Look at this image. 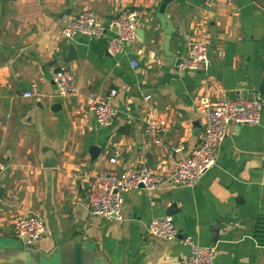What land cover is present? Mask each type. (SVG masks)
Wrapping results in <instances>:
<instances>
[{"label": "crops", "instance_id": "crops-1", "mask_svg": "<svg viewBox=\"0 0 264 264\" xmlns=\"http://www.w3.org/2000/svg\"><path fill=\"white\" fill-rule=\"evenodd\" d=\"M161 1L0 0V264H75L77 249L81 264H178L190 253L185 237L214 246V264H264V105L259 124L228 127L216 163L194 187L129 190L121 220L90 213L89 182L97 172L143 164L166 171L186 157L199 139L204 99L264 102V0H171L164 19ZM124 9L139 13L136 39L116 56L106 51L107 37L62 34L81 11L107 25ZM196 40L207 43V64L179 71L176 63ZM70 46L74 56L66 62ZM60 65L74 77L75 96L57 94L53 71ZM33 84L34 94L23 96ZM111 89L115 116L104 127L90 101ZM150 120L161 143L181 142L183 150L155 143L144 131ZM47 158L54 166H44ZM171 202L179 209L171 215L178 237L149 235V221L166 216ZM28 211L46 227L31 245L13 230ZM220 217L235 222L216 226Z\"/></svg>", "mask_w": 264, "mask_h": 264}, {"label": "built area", "instance_id": "built-area-1", "mask_svg": "<svg viewBox=\"0 0 264 264\" xmlns=\"http://www.w3.org/2000/svg\"><path fill=\"white\" fill-rule=\"evenodd\" d=\"M139 13L133 9L119 11L105 25L91 10H84L69 19L63 29V36L72 38L82 34L95 39L107 37L106 51L110 56L120 54L127 43L136 39ZM110 32V34H108ZM208 61V47L203 40L190 43L187 55L180 57L176 63L179 71L192 72L203 69ZM53 81L57 94L61 97L75 96L77 93L74 77L64 65L53 71ZM36 85L24 91L23 96H32ZM116 95L114 89L105 96L95 97L90 101V109L95 121L100 126H110L113 123L115 110L110 99ZM264 105L259 98H227L218 103L204 99L198 110L202 119V128L197 145L184 158L177 159L168 169H153L148 165L126 168L120 172L101 170L94 174L89 182L88 206L90 213L107 219H122L123 193L144 188L160 190L172 188L194 187L199 179L208 171L217 159L219 146L223 142L230 125H257ZM160 125L164 123L159 121ZM144 131L156 135L155 143H160L165 150L181 152L184 148L181 142L175 145L161 143L158 134L160 128L155 121H148ZM119 155L113 151L110 157L115 162ZM5 166L0 162V177ZM14 235L27 245L37 242L46 232L42 218L33 212H25L13 221ZM149 235L174 240L179 232L171 216L152 218L147 225ZM180 241L190 246L189 255L178 264H214V246H199L191 242L189 237Z\"/></svg>", "mask_w": 264, "mask_h": 264}, {"label": "water", "instance_id": "water-1", "mask_svg": "<svg viewBox=\"0 0 264 264\" xmlns=\"http://www.w3.org/2000/svg\"><path fill=\"white\" fill-rule=\"evenodd\" d=\"M73 0H70V2H72ZM171 0H162L161 3H160V6L158 8V16L160 19H164V11H165V8H166V5L170 2ZM164 21V20H163ZM170 37H171V33L169 30L166 31V34H165V39H164V52H165V55L167 57V61L169 62V64L171 65L172 62H173V56L172 54L170 53L169 51V41H170ZM74 56V52H73V47L70 46V52L68 53L67 57L64 58V61L68 62L72 59L71 56ZM263 86H264V83L262 82L261 83V86H260V92L261 93H264V90H263ZM44 166L46 167H52L54 166V160L52 158H47L46 161L44 162ZM181 198L183 200H187L186 198V195L184 192L181 193ZM179 209L177 208V204L176 202H171L166 210H165V214L167 216H171L173 214H175L176 211H178ZM221 222H235L233 221V219L231 218H228V217H220L217 219V221H215L214 224H216V226L218 224H220ZM80 251L77 249L76 252H75V264H81V257H80Z\"/></svg>", "mask_w": 264, "mask_h": 264}]
</instances>
